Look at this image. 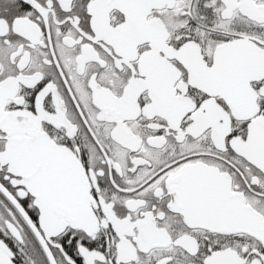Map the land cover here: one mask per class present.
Segmentation results:
<instances>
[{"label":"snow or ice","instance_id":"6c2138e0","mask_svg":"<svg viewBox=\"0 0 264 264\" xmlns=\"http://www.w3.org/2000/svg\"><path fill=\"white\" fill-rule=\"evenodd\" d=\"M0 264H264V0H0Z\"/></svg>","mask_w":264,"mask_h":264}]
</instances>
